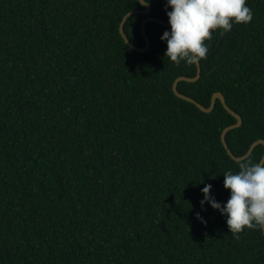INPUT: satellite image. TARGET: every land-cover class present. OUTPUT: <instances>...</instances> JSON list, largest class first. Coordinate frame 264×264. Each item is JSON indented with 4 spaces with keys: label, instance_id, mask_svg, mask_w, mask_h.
<instances>
[{
    "label": "trees",
    "instance_id": "obj_1",
    "mask_svg": "<svg viewBox=\"0 0 264 264\" xmlns=\"http://www.w3.org/2000/svg\"><path fill=\"white\" fill-rule=\"evenodd\" d=\"M165 1L148 15L169 21ZM246 4L251 22L213 31L198 78L177 84L204 107L221 93L240 117L224 134L234 157L264 141V0ZM139 8L0 0V264H264L261 230L235 239L200 203L206 184L229 199L223 173L239 169L219 134L235 119L218 99L202 112L172 91L195 65L164 56L170 26L148 21L144 52L125 43L119 23ZM145 17L123 24L136 46Z\"/></svg>",
    "mask_w": 264,
    "mask_h": 264
},
{
    "label": "clouds",
    "instance_id": "obj_2",
    "mask_svg": "<svg viewBox=\"0 0 264 264\" xmlns=\"http://www.w3.org/2000/svg\"><path fill=\"white\" fill-rule=\"evenodd\" d=\"M147 6L149 0H137ZM171 7V11L167 8ZM170 31H164L161 40L167 42L164 54L176 66L198 63L208 55L206 40L212 32L231 31L233 24H247L253 19L246 0H167L165 5ZM238 171L223 173V186L230 190L227 202L221 206L210 195L211 184L202 189L201 206L207 201L212 208L226 214L229 233L235 239L247 229L264 231V161L254 163L251 156L237 160ZM212 178H215L213 174ZM197 218L206 223L197 213Z\"/></svg>",
    "mask_w": 264,
    "mask_h": 264
},
{
    "label": "water",
    "instance_id": "obj_3",
    "mask_svg": "<svg viewBox=\"0 0 264 264\" xmlns=\"http://www.w3.org/2000/svg\"><path fill=\"white\" fill-rule=\"evenodd\" d=\"M165 3L167 4V0L165 1ZM150 12V5L148 4L147 6H142V8H139V9H132V10H129L128 12H126L123 17L121 18V21L119 23V32L121 34V36L123 37L125 43L132 49V50H136L138 52H144L148 49V46H149V40H148V37L146 36V33H145V25L148 21H156L164 26H170L169 24V21H163L161 19H158L156 17H153V16H149L148 13ZM136 13H141V14H145L146 17L142 20V23H141V32H142V35L145 39V44L144 46H136L134 44H132L128 38L126 37V35L124 34L123 32V24L125 22V20L133 15V14H136ZM195 65V74L192 76V77H188V76H178L172 83V91L175 93L176 96H178L179 98H182L186 101H189L191 103H193L200 111L202 112H209L211 110V108L213 107V104H214V100L215 99H218L220 104L222 105V107L230 114L234 117L235 119V122L233 124H229L227 126H224L219 134V140H220V143L222 145V147L224 148L227 156L232 159L233 161H236L237 160H240L246 156H248L252 149L257 146V144H261L262 147H263V153L259 159L258 162H262L264 161V141L262 139H257V140H254L253 142H251V144L249 145L248 149L246 150V152L242 155V156H239V157H234L230 151L228 150L226 144H225V141H224V134L227 130L229 129H232V128H235L237 126H239L240 122H241V119L240 117L234 113L231 109H229L227 107V105L225 104V101H224V98L223 96L221 95V93L215 91L211 94L210 96V100H209V104L208 106L204 107L202 106L201 104L197 103L195 100H193V98L189 97V96H186L184 95L183 93L179 92L178 89H177V84L179 81H189V82H193L194 80H196L199 76V63H196L194 64ZM262 234L264 236V231H262Z\"/></svg>",
    "mask_w": 264,
    "mask_h": 264
}]
</instances>
